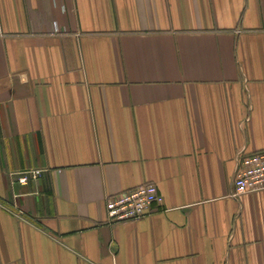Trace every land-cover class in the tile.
Here are the masks:
<instances>
[{
    "label": "crops",
    "instance_id": "crops-1",
    "mask_svg": "<svg viewBox=\"0 0 264 264\" xmlns=\"http://www.w3.org/2000/svg\"><path fill=\"white\" fill-rule=\"evenodd\" d=\"M262 150L264 0H0V264H264Z\"/></svg>",
    "mask_w": 264,
    "mask_h": 264
},
{
    "label": "built area",
    "instance_id": "built-area-1",
    "mask_svg": "<svg viewBox=\"0 0 264 264\" xmlns=\"http://www.w3.org/2000/svg\"><path fill=\"white\" fill-rule=\"evenodd\" d=\"M41 169L10 173L13 182L25 185L38 179ZM264 190V150L240 156L232 181L230 196ZM161 202L156 184L147 182L118 191L106 197V218L109 224L137 221L150 213L154 203Z\"/></svg>",
    "mask_w": 264,
    "mask_h": 264
}]
</instances>
